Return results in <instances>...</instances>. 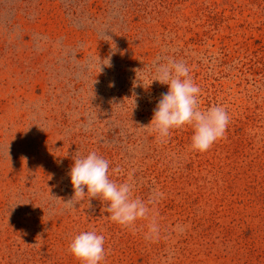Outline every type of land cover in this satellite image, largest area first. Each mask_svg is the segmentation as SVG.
<instances>
[{"label": "rangeland", "instance_id": "rangeland-1", "mask_svg": "<svg viewBox=\"0 0 264 264\" xmlns=\"http://www.w3.org/2000/svg\"><path fill=\"white\" fill-rule=\"evenodd\" d=\"M167 58L189 67L201 109L229 114L206 152L191 125L167 142L144 127ZM93 151L134 197L163 194L148 218L65 206L74 159ZM90 230L103 264H264V0H0V264H80L69 244Z\"/></svg>", "mask_w": 264, "mask_h": 264}, {"label": "clouds", "instance_id": "clouds-1", "mask_svg": "<svg viewBox=\"0 0 264 264\" xmlns=\"http://www.w3.org/2000/svg\"><path fill=\"white\" fill-rule=\"evenodd\" d=\"M153 81L168 85V91L161 95L150 123L144 126L149 133L156 134L161 142H167L172 130L191 125L190 147L201 153L208 151L224 136L230 121L227 110L223 105L200 108L201 89L194 83L185 62L173 58H167L164 63L155 62L151 83ZM109 168L110 162L94 151L74 159L69 172L74 192L64 204L67 208H75L85 198L88 203L98 198L105 205L104 211L108 213L106 217L109 220L130 228L137 220L149 217L153 212L150 205H154L163 194L154 191L147 202L134 197V185L131 182H114L110 179ZM116 171L118 169H112V172ZM177 231L183 229L177 226ZM160 236V227L153 214L144 238L156 242ZM69 251L80 264H103L106 257L105 238L95 230L82 231L71 240Z\"/></svg>", "mask_w": 264, "mask_h": 264}]
</instances>
